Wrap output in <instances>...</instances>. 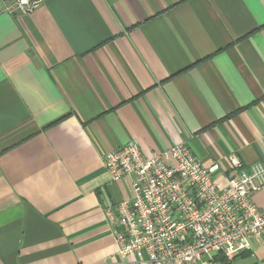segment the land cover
I'll use <instances>...</instances> for the list:
<instances>
[{
    "label": "crops",
    "instance_id": "obj_1",
    "mask_svg": "<svg viewBox=\"0 0 264 264\" xmlns=\"http://www.w3.org/2000/svg\"><path fill=\"white\" fill-rule=\"evenodd\" d=\"M15 0H0L8 6ZM185 143L221 184L264 167V0H40L0 14V264L120 258L103 154ZM264 213V186L252 196ZM227 260L264 264V237ZM144 264V263H143Z\"/></svg>",
    "mask_w": 264,
    "mask_h": 264
},
{
    "label": "built area",
    "instance_id": "obj_2",
    "mask_svg": "<svg viewBox=\"0 0 264 264\" xmlns=\"http://www.w3.org/2000/svg\"><path fill=\"white\" fill-rule=\"evenodd\" d=\"M40 0H15L0 14H30ZM105 170L129 187L127 200L105 209L120 258L141 264H202L227 260L249 250L253 237H264V213L252 196L264 186V167H244L229 158L233 177L212 178L185 144L155 150L149 157L136 142L103 154Z\"/></svg>",
    "mask_w": 264,
    "mask_h": 264
},
{
    "label": "trees",
    "instance_id": "obj_3",
    "mask_svg": "<svg viewBox=\"0 0 264 264\" xmlns=\"http://www.w3.org/2000/svg\"><path fill=\"white\" fill-rule=\"evenodd\" d=\"M223 264H229L228 262H227V260L226 259H222V261H221Z\"/></svg>",
    "mask_w": 264,
    "mask_h": 264
}]
</instances>
